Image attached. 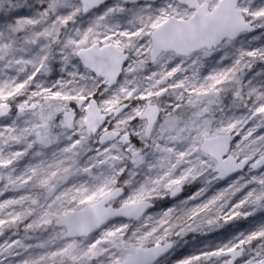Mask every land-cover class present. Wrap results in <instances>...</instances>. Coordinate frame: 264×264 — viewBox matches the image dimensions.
<instances>
[{
  "label": "snow or ice",
  "instance_id": "obj_1",
  "mask_svg": "<svg viewBox=\"0 0 264 264\" xmlns=\"http://www.w3.org/2000/svg\"><path fill=\"white\" fill-rule=\"evenodd\" d=\"M6 193L0 264H264V0H0Z\"/></svg>",
  "mask_w": 264,
  "mask_h": 264
},
{
  "label": "rangeland",
  "instance_id": "obj_2",
  "mask_svg": "<svg viewBox=\"0 0 264 264\" xmlns=\"http://www.w3.org/2000/svg\"><path fill=\"white\" fill-rule=\"evenodd\" d=\"M257 35H259V32L256 33ZM254 44L256 46L260 45V41L257 40L254 42ZM226 183H222L219 182L217 184H215L213 186V188L209 189L206 193L205 196L202 197L201 199H206L209 198L210 196L214 195L216 191H219L220 189L226 187ZM196 190V186H189L186 188L185 192L181 193V198H186L187 195H190L192 192H194ZM11 193H6L5 197H0V199L3 198H7L8 196H10ZM167 206H172L173 200H169V198L164 202ZM212 234V233H211ZM209 234V236L207 238L202 237L200 235H195V237L190 238L189 236L193 235V234H189V236L186 238L189 241V244L187 246H185L184 248L180 249L179 251L183 253V255H188L193 253L194 251L197 250V248L203 247V244H198L197 241L199 240H204L205 243H208L210 241H212V235Z\"/></svg>",
  "mask_w": 264,
  "mask_h": 264
},
{
  "label": "trees",
  "instance_id": "obj_3",
  "mask_svg": "<svg viewBox=\"0 0 264 264\" xmlns=\"http://www.w3.org/2000/svg\"><path fill=\"white\" fill-rule=\"evenodd\" d=\"M259 32V31H258ZM235 224L239 227V230H246L249 227L248 221L245 220H236L234 222H230V225H226L224 229L217 230V232L212 233V240H215L216 242H219L222 239L230 238L232 234L231 230V224ZM190 238H193L195 236L191 235Z\"/></svg>",
  "mask_w": 264,
  "mask_h": 264
},
{
  "label": "flooded vegetation",
  "instance_id": "obj_4",
  "mask_svg": "<svg viewBox=\"0 0 264 264\" xmlns=\"http://www.w3.org/2000/svg\"><path fill=\"white\" fill-rule=\"evenodd\" d=\"M169 200H171V201H172V198H169Z\"/></svg>",
  "mask_w": 264,
  "mask_h": 264
},
{
  "label": "water",
  "instance_id": "obj_5",
  "mask_svg": "<svg viewBox=\"0 0 264 264\" xmlns=\"http://www.w3.org/2000/svg\"><path fill=\"white\" fill-rule=\"evenodd\" d=\"M223 183H225L224 181H222Z\"/></svg>",
  "mask_w": 264,
  "mask_h": 264
}]
</instances>
